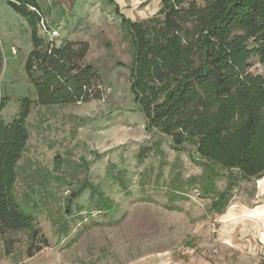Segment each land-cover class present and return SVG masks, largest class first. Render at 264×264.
Wrapping results in <instances>:
<instances>
[{
  "label": "rangeland",
  "instance_id": "rangeland-1",
  "mask_svg": "<svg viewBox=\"0 0 264 264\" xmlns=\"http://www.w3.org/2000/svg\"><path fill=\"white\" fill-rule=\"evenodd\" d=\"M159 2L88 0L81 7L80 21L90 42L85 61L100 73L102 97L32 109L17 191L29 192L39 204L36 216L49 246L27 257L29 238L21 232L15 253L7 255L0 239V264H264V174L241 181L221 213L213 211L212 199L202 198L195 187L184 200L168 202L172 166L182 170L184 179L204 169L192 162L193 148L174 151L167 137L146 130L132 91L133 45L123 19H145L158 11ZM71 8L65 1V16ZM0 18L6 57L1 91L9 96L2 116L11 119L18 99L34 96L23 70L32 43L20 14L1 10ZM249 70L264 74L257 59ZM157 141L162 142L164 158L152 155ZM141 149L147 153L143 161ZM56 160L62 162L59 168ZM161 162L166 165L156 180ZM122 169L127 190L114 178ZM143 172L149 183L144 188ZM85 180L100 184L118 203L114 215L98 211L88 192L73 200L71 214H66L71 191ZM225 183L218 182L220 187ZM149 197L152 201H146Z\"/></svg>",
  "mask_w": 264,
  "mask_h": 264
},
{
  "label": "trees",
  "instance_id": "trees-1",
  "mask_svg": "<svg viewBox=\"0 0 264 264\" xmlns=\"http://www.w3.org/2000/svg\"><path fill=\"white\" fill-rule=\"evenodd\" d=\"M7 2L31 30L32 49L23 70L34 96L20 97L11 119L2 116L9 96L1 91L0 41V239L10 255L20 242L19 234L27 233L24 253L32 257L48 247L49 240L39 227V204L29 192L17 191L19 163L30 137L28 117L39 106L100 99L101 76L85 61L89 42L58 44L48 36L51 28L43 29L45 16L38 0ZM123 22L133 45L132 91L146 130L167 137L174 151L193 148L192 162L204 169L184 179L182 170L172 166L168 202L184 200L195 187L202 198L212 199L213 211L223 212L241 181L264 174V74L249 70L252 59L264 68V0H204V4L160 0L153 15ZM161 143H154L152 155L164 158ZM146 154L145 149L139 150V160ZM55 164L59 168L62 162ZM165 165L161 162L156 180ZM125 172L120 170L114 178L127 190ZM143 174L142 188L149 184ZM220 180H225L224 187L219 186ZM85 192L98 211L116 213L118 203L105 195L100 184L85 180L71 191L66 214H71L73 200Z\"/></svg>",
  "mask_w": 264,
  "mask_h": 264
},
{
  "label": "crops",
  "instance_id": "crops-1",
  "mask_svg": "<svg viewBox=\"0 0 264 264\" xmlns=\"http://www.w3.org/2000/svg\"><path fill=\"white\" fill-rule=\"evenodd\" d=\"M49 1L52 3V6H51L52 8L49 5L50 4ZM65 1H70L72 5V8H71L72 10H70L66 16L64 13ZM38 2L41 5V8L44 12V16H45L44 20L47 26H49L51 29L58 30L59 35L53 38L56 40L58 44L65 43L67 41H87L89 42V39H88L89 34L86 31V25L80 21V14L82 11L81 7L84 6V4L88 2V0H38ZM1 10L9 13L10 11L14 9L8 4L7 0H0V11ZM60 14L62 15L60 16ZM22 18L25 20L24 17ZM42 33H44V31H42ZM48 34H49L48 36L52 38L50 33ZM30 35H31V30H30ZM31 49H32V46H31ZM4 58L6 59L5 56Z\"/></svg>",
  "mask_w": 264,
  "mask_h": 264
},
{
  "label": "built area",
  "instance_id": "built-area-1",
  "mask_svg": "<svg viewBox=\"0 0 264 264\" xmlns=\"http://www.w3.org/2000/svg\"><path fill=\"white\" fill-rule=\"evenodd\" d=\"M42 26H43V29H44V30H47V27H48V26H47L45 20L42 21ZM49 33H50V35H51L52 38H55V37H57V36L59 35L57 29H51V30L49 31Z\"/></svg>",
  "mask_w": 264,
  "mask_h": 264
},
{
  "label": "bare ground",
  "instance_id": "bare-ground-1",
  "mask_svg": "<svg viewBox=\"0 0 264 264\" xmlns=\"http://www.w3.org/2000/svg\"><path fill=\"white\" fill-rule=\"evenodd\" d=\"M156 3V2H155Z\"/></svg>",
  "mask_w": 264,
  "mask_h": 264
}]
</instances>
